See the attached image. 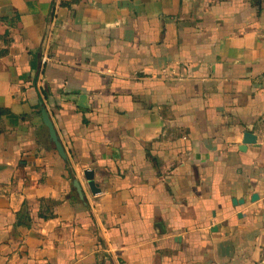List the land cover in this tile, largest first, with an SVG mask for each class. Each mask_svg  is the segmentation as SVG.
Segmentation results:
<instances>
[{"label": "crops", "instance_id": "obj_1", "mask_svg": "<svg viewBox=\"0 0 264 264\" xmlns=\"http://www.w3.org/2000/svg\"><path fill=\"white\" fill-rule=\"evenodd\" d=\"M0 264H264V0H0Z\"/></svg>", "mask_w": 264, "mask_h": 264}, {"label": "water", "instance_id": "obj_2", "mask_svg": "<svg viewBox=\"0 0 264 264\" xmlns=\"http://www.w3.org/2000/svg\"><path fill=\"white\" fill-rule=\"evenodd\" d=\"M43 119H44V123L46 124V126L49 129L51 140L55 143L59 153L63 157H66L64 146L62 145V143H61V141L59 139V136H58L56 128L54 126L53 120H52V118L50 117L49 113L46 110H43ZM256 141H257V137H256V135H254V133L247 131L244 134V143L245 144L256 143ZM240 149H245V147L244 146L240 147ZM85 175H86V178L89 180V185H90L92 191L94 193L99 192L100 189L98 188V184L95 181L94 171L88 170V171L85 172ZM75 183L79 187L78 182L75 181ZM79 192L82 194L81 187H79ZM257 198H258V195L254 194L253 195V200H256ZM234 202H236V200ZM240 202L244 203V199H242Z\"/></svg>", "mask_w": 264, "mask_h": 264}, {"label": "built area", "instance_id": "obj_3", "mask_svg": "<svg viewBox=\"0 0 264 264\" xmlns=\"http://www.w3.org/2000/svg\"><path fill=\"white\" fill-rule=\"evenodd\" d=\"M49 18H50V22H54L55 12H52V13L50 14ZM48 57H49V53H48V51H44V52H43V62H46L47 59H48Z\"/></svg>", "mask_w": 264, "mask_h": 264}, {"label": "trees", "instance_id": "obj_4", "mask_svg": "<svg viewBox=\"0 0 264 264\" xmlns=\"http://www.w3.org/2000/svg\"><path fill=\"white\" fill-rule=\"evenodd\" d=\"M44 93H45V96L47 97V92H46V90L44 91ZM75 187H76L77 190L79 191V187H78L77 185H75ZM44 217H46V216H44Z\"/></svg>", "mask_w": 264, "mask_h": 264}]
</instances>
